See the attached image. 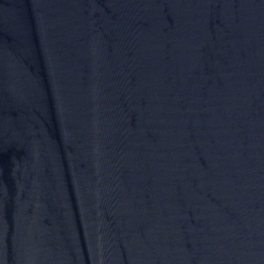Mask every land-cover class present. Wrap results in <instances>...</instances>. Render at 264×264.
I'll return each instance as SVG.
<instances>
[{
  "label": "water",
  "instance_id": "1",
  "mask_svg": "<svg viewBox=\"0 0 264 264\" xmlns=\"http://www.w3.org/2000/svg\"><path fill=\"white\" fill-rule=\"evenodd\" d=\"M0 264H264V0H0Z\"/></svg>",
  "mask_w": 264,
  "mask_h": 264
}]
</instances>
